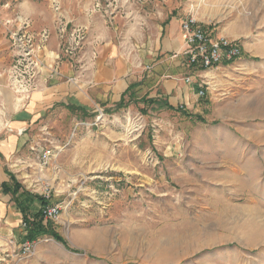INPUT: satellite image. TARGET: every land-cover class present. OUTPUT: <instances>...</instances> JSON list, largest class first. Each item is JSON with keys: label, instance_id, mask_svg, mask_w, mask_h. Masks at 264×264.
Masks as SVG:
<instances>
[{"label": "rangeland", "instance_id": "1", "mask_svg": "<svg viewBox=\"0 0 264 264\" xmlns=\"http://www.w3.org/2000/svg\"><path fill=\"white\" fill-rule=\"evenodd\" d=\"M19 1L0 0L6 35L17 17L33 26ZM175 1L213 38L237 40L240 57L206 69L204 93L185 110L145 107L143 98L98 120L96 111L60 113L37 150L7 161L22 185L49 195L64 244L42 236L26 249L18 216L0 212V264H264L255 231L264 224V0ZM80 121L90 124L72 134ZM6 132L0 121V138ZM45 149L66 154L36 170Z\"/></svg>", "mask_w": 264, "mask_h": 264}, {"label": "crops", "instance_id": "2", "mask_svg": "<svg viewBox=\"0 0 264 264\" xmlns=\"http://www.w3.org/2000/svg\"><path fill=\"white\" fill-rule=\"evenodd\" d=\"M47 1L50 3L43 8L34 7L30 0H20L17 4L21 13L34 18L32 31L49 32L41 54L45 63L43 81L26 101H19L9 87L8 95L0 99V121L7 126V132L0 138V212L6 214V220L9 214L11 219L18 216L14 219L20 225L22 214L11 195L1 191V184H11L12 174L21 185L20 191L34 193L22 185L8 161L15 155L28 157L33 153L29 149L37 150L38 140L58 123L60 113L72 116L81 111L92 115L100 108L112 115L143 98L154 101L151 105L158 109H167L165 105H168L185 110L198 100L195 90L206 73V69L190 65L188 55L183 52L181 23L187 11L186 6L178 5L175 0H163L161 5L157 0H143L115 7H108V0ZM55 5L59 7L57 11ZM73 30L81 31L83 39L75 57H68L63 48ZM11 61L10 43L5 29L0 28V87L7 86L3 69ZM53 67L58 70V76L50 74ZM122 98L123 104L119 106ZM139 103L145 106V102ZM149 105L146 102L145 107ZM87 115L84 120L88 119ZM90 132V129L86 131L84 141L91 142ZM51 138L56 139L54 135ZM59 152L54 155L66 154ZM68 154L75 155L71 151ZM33 164L38 165L36 170L42 168L40 161ZM69 164L74 166L75 156L74 163L70 160ZM37 208L36 201L28 206L31 211Z\"/></svg>", "mask_w": 264, "mask_h": 264}, {"label": "built area", "instance_id": "3", "mask_svg": "<svg viewBox=\"0 0 264 264\" xmlns=\"http://www.w3.org/2000/svg\"><path fill=\"white\" fill-rule=\"evenodd\" d=\"M143 0H108V7L126 5L129 3L142 2ZM59 7L55 5L54 10ZM17 25L14 28L7 29V35L10 39L11 48L14 52L12 63L8 67L5 74L8 75V85L21 101H26L30 98L33 91L39 88L42 77V69L45 63L42 60L41 54L46 47L49 38V33L46 29L40 32L32 31L30 22L25 17H17ZM61 33L64 27H60ZM181 31L184 41L183 52L188 55V62L192 66L200 69H209L223 64H229L241 55V46L235 39H230L226 36H218L213 38L200 24L199 20L193 15H188L181 23ZM83 39L81 31H71L67 37L63 51L68 57H75V51ZM51 75H59L58 70L53 67L50 71ZM73 80V78L68 79ZM204 93L203 89H199L198 95ZM98 119L102 118V110H96ZM85 125L84 121L74 123L73 133L78 125ZM54 153L50 149H45L41 152L40 163L46 165ZM41 196L49 199L47 193H41ZM45 218L53 219L56 217L58 209L55 206H47L43 210ZM26 249H29L30 242H27Z\"/></svg>", "mask_w": 264, "mask_h": 264}, {"label": "trees", "instance_id": "4", "mask_svg": "<svg viewBox=\"0 0 264 264\" xmlns=\"http://www.w3.org/2000/svg\"><path fill=\"white\" fill-rule=\"evenodd\" d=\"M142 101L149 102L150 104L154 102L148 99ZM122 102L123 98L118 103V105L121 106L123 104ZM165 106L167 107V109L178 111L177 108L174 109L168 105ZM10 180L11 184L6 182L1 184V191L5 194L11 195L16 208L22 214V240L25 242L27 241L33 243L42 236H50L53 239L64 244L61 236L53 227L52 220L49 218H45L43 210L49 205L48 199L38 194H31L24 190L20 191L21 185L14 180V176L12 174H10ZM33 201H36L38 203V208L35 211H31L28 209L29 204H31V202Z\"/></svg>", "mask_w": 264, "mask_h": 264}, {"label": "bare ground", "instance_id": "5", "mask_svg": "<svg viewBox=\"0 0 264 264\" xmlns=\"http://www.w3.org/2000/svg\"><path fill=\"white\" fill-rule=\"evenodd\" d=\"M249 226V225H248ZM251 226H252V224H251ZM255 228V227H254ZM264 224H257V226H256V228H255V231L256 232H258L257 234H264ZM250 234V233H249ZM255 235V234H254ZM249 236V235H248ZM255 238H256V236H255ZM253 239L254 238H252V239H250V241L249 242H253Z\"/></svg>", "mask_w": 264, "mask_h": 264}]
</instances>
